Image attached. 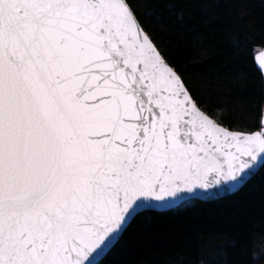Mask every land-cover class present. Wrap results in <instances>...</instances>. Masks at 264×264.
I'll return each mask as SVG.
<instances>
[{
    "label": "snow or ice",
    "instance_id": "obj_1",
    "mask_svg": "<svg viewBox=\"0 0 264 264\" xmlns=\"http://www.w3.org/2000/svg\"><path fill=\"white\" fill-rule=\"evenodd\" d=\"M259 166L264 117L205 111L129 0H0V264H100L138 215Z\"/></svg>",
    "mask_w": 264,
    "mask_h": 264
},
{
    "label": "trees",
    "instance_id": "obj_2",
    "mask_svg": "<svg viewBox=\"0 0 264 264\" xmlns=\"http://www.w3.org/2000/svg\"><path fill=\"white\" fill-rule=\"evenodd\" d=\"M201 107L231 130H254L264 77V0H129ZM100 264H264V166L237 193L138 215Z\"/></svg>",
    "mask_w": 264,
    "mask_h": 264
},
{
    "label": "water",
    "instance_id": "obj_3",
    "mask_svg": "<svg viewBox=\"0 0 264 264\" xmlns=\"http://www.w3.org/2000/svg\"><path fill=\"white\" fill-rule=\"evenodd\" d=\"M263 75V77H264V74H262ZM262 117H264V107H263V116ZM262 166H259L258 167V169H257V171H256V173L260 170V168H261ZM256 173L255 174H253L252 176H250V177H248V178H246V180L244 181V182H242V184L241 185H239L238 186V188L237 189H235V190H233V191H231V192H224V191H221V192H219V193H213V194H210V195H206V194H202L200 197H198V198H189V199H187L181 206H183L184 204H186V203H188V202H192V201H201V202H210V201H214V200H217V199H221V198H224V197H227V196H230V195H232V194H235V193H237L249 180H251L255 175H256ZM181 206H179V207H181ZM179 207H173V208H170V209H161V210H151V211H154V212H168V211H172V210H175V209H177V208H179ZM120 240V239H119ZM118 240V241H119ZM118 242H116L115 244H114V246L117 244ZM113 246V247H114ZM112 247V248H113ZM111 248V249H112ZM108 254V252L105 254V255H103L102 257H100V262L105 258V256Z\"/></svg>",
    "mask_w": 264,
    "mask_h": 264
}]
</instances>
